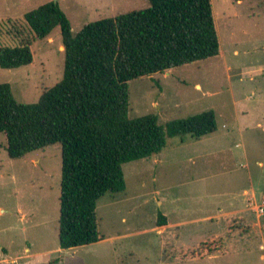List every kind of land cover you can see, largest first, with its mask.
<instances>
[{
    "label": "rangeland",
    "instance_id": "374dc122",
    "mask_svg": "<svg viewBox=\"0 0 264 264\" xmlns=\"http://www.w3.org/2000/svg\"><path fill=\"white\" fill-rule=\"evenodd\" d=\"M47 2L65 13L73 35L148 7L147 0H0V21H21ZM210 3L219 55L130 81L128 117L154 115L164 124L213 110L216 131L199 141L167 139L160 153L123 164L125 190L97 202L100 241L69 250L58 241L60 145L13 160L0 134V264H264V214L256 204L232 212L245 207L244 189L264 191V5ZM31 51L30 65L0 68V84L26 105L62 79L60 28ZM210 243L223 254L209 253Z\"/></svg>",
    "mask_w": 264,
    "mask_h": 264
},
{
    "label": "trees",
    "instance_id": "16d2710c",
    "mask_svg": "<svg viewBox=\"0 0 264 264\" xmlns=\"http://www.w3.org/2000/svg\"><path fill=\"white\" fill-rule=\"evenodd\" d=\"M147 2L145 9L86 24L76 35L53 2L21 21H0V68L8 70L30 65L33 43L60 28L62 79L29 105L0 84V134L13 160L60 145L62 250L100 241L97 202L125 190L123 164L160 153L167 139L199 141L216 131L213 110L164 124L154 115L128 117L130 81L219 55L210 0ZM166 225L159 213L157 226ZM207 249L223 254L214 243Z\"/></svg>",
    "mask_w": 264,
    "mask_h": 264
},
{
    "label": "crops",
    "instance_id": "0c3cea01",
    "mask_svg": "<svg viewBox=\"0 0 264 264\" xmlns=\"http://www.w3.org/2000/svg\"><path fill=\"white\" fill-rule=\"evenodd\" d=\"M263 131H264V126H263ZM258 164H259V165H262L261 162H258ZM242 194L246 195V199H245V202H244L245 207H242V208H237V207H235V208L232 209V212H233V213H236L237 215H239V213L241 214L242 212H244L245 209L248 208V205H249V204H256V205H259V204H257V203H259V202L262 203V202L264 201V191H263V193L260 194L259 190H255V189H253V188H250L249 190L244 189V190L242 191ZM257 199H258V200H257ZM225 215H226V213H225ZM164 216H165V215H164ZM165 217H166V216H165ZM163 227H164V226H163Z\"/></svg>",
    "mask_w": 264,
    "mask_h": 264
},
{
    "label": "built area",
    "instance_id": "2783aa9c",
    "mask_svg": "<svg viewBox=\"0 0 264 264\" xmlns=\"http://www.w3.org/2000/svg\"><path fill=\"white\" fill-rule=\"evenodd\" d=\"M256 211L261 213V215L264 214V202H262L260 205H257Z\"/></svg>",
    "mask_w": 264,
    "mask_h": 264
}]
</instances>
